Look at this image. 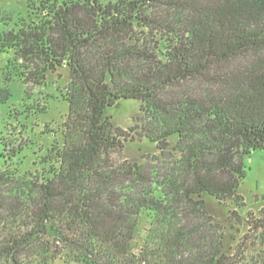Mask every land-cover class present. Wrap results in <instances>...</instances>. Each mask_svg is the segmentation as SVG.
I'll list each match as a JSON object with an SVG mask.
<instances>
[{"label":"trees","instance_id":"1","mask_svg":"<svg viewBox=\"0 0 264 264\" xmlns=\"http://www.w3.org/2000/svg\"><path fill=\"white\" fill-rule=\"evenodd\" d=\"M16 25L0 32L13 75L40 86L66 66L69 108L42 171L0 170V260L264 264L250 254L264 208L240 214L238 190L244 157L264 150V0H29ZM121 99L140 102L159 152L177 137L160 181L110 158L137 130L104 115Z\"/></svg>","mask_w":264,"mask_h":264},{"label":"rangeland","instance_id":"2","mask_svg":"<svg viewBox=\"0 0 264 264\" xmlns=\"http://www.w3.org/2000/svg\"><path fill=\"white\" fill-rule=\"evenodd\" d=\"M29 0H0V32L16 29L20 18H27ZM13 52L0 53V170L5 167L16 169L20 176L25 172H40L44 160L51 148L62 147L61 124L68 113V102L64 98L69 82V70L61 66L54 72H48L43 85H26L13 75L19 63L9 62ZM9 75L8 80L5 76ZM105 116L111 118L115 127L125 132L137 128L133 140L124 143L121 150L110 153L115 165L123 162L136 163L149 177L156 181L175 169L181 155L172 148L177 141L175 135L169 138V147L159 152L156 144L141 136L143 117L140 102L134 99H121L116 105L106 108ZM47 165L46 167H48ZM244 178L239 185V193L244 200L240 214H252L258 217V211L264 208V150L252 151L243 159ZM152 173V175H151ZM145 175V174H144ZM132 251L137 254L143 248V239L150 222V214L142 212L138 221ZM264 252V243H257L250 254ZM0 264H12L0 260ZM20 264H30V256L23 255ZM36 264V263H33ZM48 264H86L84 261H49Z\"/></svg>","mask_w":264,"mask_h":264}]
</instances>
